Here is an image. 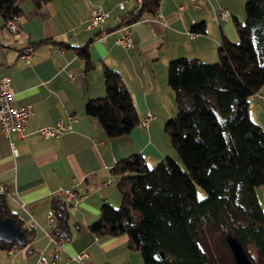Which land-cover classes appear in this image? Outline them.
<instances>
[{
	"label": "crops",
	"instance_id": "1",
	"mask_svg": "<svg viewBox=\"0 0 264 264\" xmlns=\"http://www.w3.org/2000/svg\"><path fill=\"white\" fill-rule=\"evenodd\" d=\"M246 1L208 0L194 8L188 0H159L153 14L142 13L125 25L124 20L135 18L141 9L127 0H50L39 7L31 0H16L18 38L0 15V78L11 80L15 107L33 109L23 134L10 136L16 155L0 132V184L6 188V208L27 231L24 246L0 245V264H37L39 256L56 264H78L66 258L80 252L89 255L88 264H144L140 254L129 249L127 236L96 237L89 229L99 220L102 206L120 208L119 178L111 171L136 156L148 168L166 158L177 162L165 132L177 115L168 66L176 60L217 63L222 42L237 43L236 24L244 22ZM219 8L230 12L228 21H214ZM93 9L108 18L89 29ZM199 26L202 30L194 31ZM191 33L198 38L190 39ZM124 34L134 48L116 45ZM83 48L87 58L79 55ZM26 49H31L27 62L21 56ZM106 70L122 80L139 119L127 135L117 138H108L100 122L85 113L88 102L105 97ZM247 109L250 120L264 132V86L248 98ZM147 114L153 119L143 128ZM59 120L66 128L59 137L38 135ZM70 188L84 196L82 202L74 210L66 205L65 224L55 219L50 223L48 214L58 199L55 192ZM255 193L264 213V186ZM53 231L63 235L60 248L47 237H53Z\"/></svg>",
	"mask_w": 264,
	"mask_h": 264
},
{
	"label": "trees",
	"instance_id": "2",
	"mask_svg": "<svg viewBox=\"0 0 264 264\" xmlns=\"http://www.w3.org/2000/svg\"><path fill=\"white\" fill-rule=\"evenodd\" d=\"M31 1L39 7L50 0ZM158 4L144 0L125 25L142 13L153 14ZM19 14L16 0H0L5 21ZM244 14V23L236 24L237 43L224 40L217 63L176 60L168 66L177 115L165 132L183 168L169 158L148 168L136 156L111 171L119 178L120 208L102 206L89 229L96 237L127 236L129 249L144 264H211L202 241L212 228L224 240L234 238L256 264L247 253L252 245L264 264V213L255 193L264 186V132L247 109L248 98L264 86V0H247ZM79 55L87 58V50ZM104 86L105 97L88 102L85 113L100 122L108 138L127 135L139 123L131 96L114 72L104 71ZM196 187L206 194L202 201H197ZM56 200L54 219L65 224L68 207ZM0 216L17 221L26 236L3 194ZM55 232L54 238L63 236Z\"/></svg>",
	"mask_w": 264,
	"mask_h": 264
},
{
	"label": "built area",
	"instance_id": "3",
	"mask_svg": "<svg viewBox=\"0 0 264 264\" xmlns=\"http://www.w3.org/2000/svg\"><path fill=\"white\" fill-rule=\"evenodd\" d=\"M130 2H134L137 8H142L144 0H127ZM208 0H188L189 4L197 8L200 3ZM120 10L123 9V6L120 4L118 6ZM182 9V8H181ZM230 12L224 8L218 9V14L214 18L215 22L218 21H228L230 19ZM108 18V14L101 11L100 9H93L89 14V24L88 28H97L98 26L105 23ZM21 18L20 16H15L13 19H9L6 21V28L9 32L12 33L14 38H18L19 31V22ZM199 34L191 33L189 34L190 39H197ZM116 45L123 49H132L134 48V44L132 39L128 34H124L120 39L116 41ZM31 53V49H26L22 52V58L27 62ZM13 88L12 82L7 77L0 78V132L5 136L9 143V147L13 155H16V151L14 149L13 143L10 140V136L15 134L21 136L23 131L27 125L28 119L33 114L32 106H23V107H15L13 105ZM153 116L151 114H147L146 117L141 121V126L143 128H147L150 124ZM68 129V128H67ZM66 130L64 126V121L59 120L57 122L56 127L54 128H43L38 131V135L42 138H53L59 137ZM105 186L109 185V183L103 184ZM6 192L5 186L0 184V194H4ZM55 196L58 199H62L63 203L68 205L71 209H75L83 200L84 196L78 194L73 188L68 190H58L55 192ZM21 208H24V204H20ZM48 220L50 223L54 220L53 212H49ZM49 241L56 244L57 247L60 248V245L63 242L61 238H54L50 235H47ZM12 254V252H11ZM67 262H75L78 264H88L89 263V255L86 252H80L74 256L69 255L66 258ZM37 264H56L52 260H48L44 256H39Z\"/></svg>",
	"mask_w": 264,
	"mask_h": 264
},
{
	"label": "rangeland",
	"instance_id": "4",
	"mask_svg": "<svg viewBox=\"0 0 264 264\" xmlns=\"http://www.w3.org/2000/svg\"><path fill=\"white\" fill-rule=\"evenodd\" d=\"M177 163L180 167H182V164L178 158ZM196 197L197 201H202L206 197V194L199 187H196ZM118 209L119 208L117 207L116 210ZM202 246L203 249L209 254L211 258V264H234L231 252L226 246L224 237L217 229L212 228L206 232L202 241ZM247 253L254 263L261 264L257 252L252 245L248 246Z\"/></svg>",
	"mask_w": 264,
	"mask_h": 264
},
{
	"label": "water",
	"instance_id": "5",
	"mask_svg": "<svg viewBox=\"0 0 264 264\" xmlns=\"http://www.w3.org/2000/svg\"><path fill=\"white\" fill-rule=\"evenodd\" d=\"M0 241L4 243L12 242L19 246L25 245V235L15 220L3 219L0 216ZM225 241L234 264H253L234 238L227 237Z\"/></svg>",
	"mask_w": 264,
	"mask_h": 264
},
{
	"label": "snow or ice",
	"instance_id": "6",
	"mask_svg": "<svg viewBox=\"0 0 264 264\" xmlns=\"http://www.w3.org/2000/svg\"><path fill=\"white\" fill-rule=\"evenodd\" d=\"M201 198H203V197H201Z\"/></svg>",
	"mask_w": 264,
	"mask_h": 264
}]
</instances>
